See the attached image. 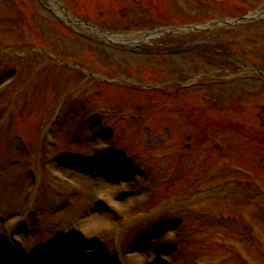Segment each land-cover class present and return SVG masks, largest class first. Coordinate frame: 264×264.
<instances>
[{"label":"rangeland","instance_id":"rangeland-1","mask_svg":"<svg viewBox=\"0 0 264 264\" xmlns=\"http://www.w3.org/2000/svg\"><path fill=\"white\" fill-rule=\"evenodd\" d=\"M263 1L221 0L212 7L210 0H0L6 249L34 264H114L116 257L122 264H264V78L254 69L264 70V19L238 24L239 37L226 25L185 31L166 43L183 52L150 54L111 43L63 12L132 40L147 30L196 24L193 11H219L203 18L214 25L261 10ZM41 47L70 66L48 62ZM164 80L190 88L167 87L159 104L149 106L160 95L137 84ZM176 104L183 108L165 107ZM191 104L195 112L185 115ZM230 206L240 221H230ZM23 210L27 217L19 219ZM78 231L89 261L65 252Z\"/></svg>","mask_w":264,"mask_h":264},{"label":"bare ground","instance_id":"bare-ground-1","mask_svg":"<svg viewBox=\"0 0 264 264\" xmlns=\"http://www.w3.org/2000/svg\"><path fill=\"white\" fill-rule=\"evenodd\" d=\"M16 264H18V263H16ZM19 264H25V263H19ZM26 264H28V263H26Z\"/></svg>","mask_w":264,"mask_h":264}]
</instances>
